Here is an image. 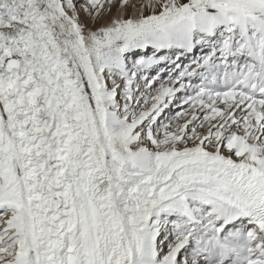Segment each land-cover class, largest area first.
Masks as SVG:
<instances>
[{
	"label": "snow or ice",
	"instance_id": "obj_1",
	"mask_svg": "<svg viewBox=\"0 0 264 264\" xmlns=\"http://www.w3.org/2000/svg\"><path fill=\"white\" fill-rule=\"evenodd\" d=\"M128 6L0 0V264H264V0Z\"/></svg>",
	"mask_w": 264,
	"mask_h": 264
},
{
	"label": "bare ground",
	"instance_id": "obj_2",
	"mask_svg": "<svg viewBox=\"0 0 264 264\" xmlns=\"http://www.w3.org/2000/svg\"><path fill=\"white\" fill-rule=\"evenodd\" d=\"M145 2H146V0H129V6L126 8V10L124 12V18L128 19V18H135L136 16H139V14H140L139 9L141 8V6ZM116 3H117V5H119L120 0H116ZM81 12H82V10H81ZM107 14H108L107 16L104 15L103 17H101V20L95 25V27H99L101 25H104V24L110 22L112 18L117 16V14H118L117 8L113 7L111 12H109ZM149 14H150V11L144 12V15H149ZM81 22L82 23H88L87 19H85V18H81ZM89 27H92V25L89 24ZM200 49H201V51L199 52ZM179 51L180 50H173L172 53H169L167 50H165L164 52H161L160 55L171 56V59H175V56L179 55ZM209 52H210V50L209 49L207 50V47L200 48L199 46H197L194 53L189 54L187 56H182L181 59L178 61V64L181 65V67H188V65L194 59L193 54H195L196 57L201 58V57L205 56L204 54H208ZM151 54H152V51L150 50L147 53V55L150 56ZM141 55H143V53H141ZM136 58L139 59V56ZM129 63H131V58L129 59ZM180 70H181V68H177L176 66L172 65L171 60H169V62L167 64L155 66L153 69H151L146 74L149 75L150 77L160 76L162 78V80L166 82L170 76L178 75ZM195 79H196V77H191V78L186 79L185 82L192 85V86H196L199 84V81L197 82V81H195ZM141 83H143V81H141ZM154 87H158V85H156ZM186 94L190 95L191 89L188 90V93L181 92V93L177 94L179 99L174 101L173 104L170 105L169 108L165 109L163 114L159 117V120H158L159 126H162L165 124H170V125H172L173 130H174L175 124L178 122L177 121V114L185 111L189 107L188 105H183L182 107L180 106L181 101ZM196 115L200 116L201 118L203 117V113L199 112L198 110L196 112ZM190 118L191 117L189 115L187 117V119H190ZM179 123H184V121L180 120ZM190 127H191V125H190ZM158 130H159L161 137H162L164 129L162 127H159Z\"/></svg>",
	"mask_w": 264,
	"mask_h": 264
},
{
	"label": "rangeland",
	"instance_id": "obj_3",
	"mask_svg": "<svg viewBox=\"0 0 264 264\" xmlns=\"http://www.w3.org/2000/svg\"><path fill=\"white\" fill-rule=\"evenodd\" d=\"M81 2H82V0H81ZM78 7H79V5H78ZM81 14H82V15H81ZM80 15H81V18H85V15H84V12H83V11L80 12ZM105 15L107 16L108 14H105ZM82 16H83V17H82ZM85 19H86V18H85ZM100 20H101V19H100ZM100 20H99V21H100ZM99 21H98V22H99ZM98 22H97V23H98ZM97 23H96V24H97ZM150 50H151V49H150ZM150 50H149V51H150ZM149 51H148V52H149ZM151 51H152V50H151ZM200 51H201V49L199 50V52H200ZM204 55H206V54H204Z\"/></svg>",
	"mask_w": 264,
	"mask_h": 264
}]
</instances>
